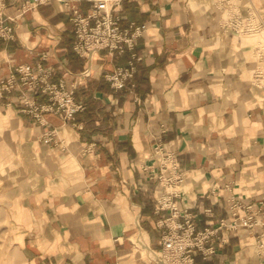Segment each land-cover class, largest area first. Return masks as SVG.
I'll return each mask as SVG.
<instances>
[{
  "label": "crops",
  "instance_id": "crops-1",
  "mask_svg": "<svg viewBox=\"0 0 264 264\" xmlns=\"http://www.w3.org/2000/svg\"><path fill=\"white\" fill-rule=\"evenodd\" d=\"M24 1L0 0L17 16L15 37L0 40V79L41 63L52 74L37 76L75 84L83 108L69 122L45 110L43 83L1 94L3 264H157L148 247L161 250L176 211L214 230L207 264H264V77L255 76L264 32L223 27L234 7L264 20V0H233L232 9L216 0H123L120 25L143 26L133 90L104 79L129 53L77 56L62 4L23 12ZM159 144L177 157L182 183L151 178L161 171ZM230 197L253 204L252 226H226ZM167 199L176 211L157 210Z\"/></svg>",
  "mask_w": 264,
  "mask_h": 264
},
{
  "label": "built area",
  "instance_id": "built-area-1",
  "mask_svg": "<svg viewBox=\"0 0 264 264\" xmlns=\"http://www.w3.org/2000/svg\"><path fill=\"white\" fill-rule=\"evenodd\" d=\"M52 1L62 4L64 14L72 23L73 41L71 47L77 56L85 57L91 61L96 53L103 50L113 56L121 55L124 51L130 52V59L126 63L119 64L112 72L106 73L105 79L115 89L133 90L135 86L134 74L137 70L136 60L140 59L136 49L143 26L134 25L132 28H124L120 25L117 7L121 6L123 0H25L22 3L21 11L24 12L41 3ZM216 1L222 8H231L228 4H231L230 2L233 0ZM16 18V15L6 12L5 7L0 2V40H9L15 37ZM223 27L236 34H257L264 32V20L253 8H249L248 14L243 15L240 9L234 7L232 14L223 23ZM257 55L263 62L255 73L256 78H259L264 77V42L257 47ZM87 71L89 70L86 68L83 73L87 74ZM36 72H43V76L49 77L52 74V69L41 63L36 66L31 64L18 65L7 77L0 79V96L4 90L21 89L22 91L26 84L34 89L43 83V92L50 94V102L45 104L43 108L55 112L65 122L75 121L76 114L83 108V104L75 98V84L68 86L64 79L58 83L50 82L43 76L38 77ZM24 100L29 107L34 106V100L27 98V96ZM163 147L162 144H159L156 147V152L163 154L165 151ZM154 177L160 182L164 180L168 185L183 182L184 176L179 170L177 157L173 152L165 151L161 158V171L158 175L154 173L151 176V178ZM165 201L160 200L158 202L160 206L157 207V210L171 207L175 211L177 210L173 205H169L171 199ZM252 206V203L241 201L237 197H230L228 213L231 220L226 223V226L231 228L252 226L256 221L252 214ZM180 216L183 220L179 219ZM171 217L177 218L174 222L176 228L172 232L169 230L163 234L162 248L158 252V259L155 258L157 259L156 263L194 264L193 254L196 251L207 255L206 244L211 239L214 230L196 228L193 216L187 211L182 212V215L176 211ZM169 229H172V226H169ZM178 229L184 231L179 233Z\"/></svg>",
  "mask_w": 264,
  "mask_h": 264
},
{
  "label": "trees",
  "instance_id": "trees-1",
  "mask_svg": "<svg viewBox=\"0 0 264 264\" xmlns=\"http://www.w3.org/2000/svg\"><path fill=\"white\" fill-rule=\"evenodd\" d=\"M72 41H73V39L70 40V44H69L70 47H71ZM71 48H72V47H71ZM72 51H73V50H72ZM124 53H129V58H128L127 60L123 61V63H126V62L130 59V57H131V54H130L129 51H124L121 55H116V56H122ZM74 54H75V53H74ZM136 61H137V60H136ZM136 65H137V64H136ZM136 72H137V70H136ZM136 72H135V74H134V81H135V86H134V88H135L136 85H137ZM104 79H105V76H104ZM105 81H106V83L111 87L110 83H109L106 79H105ZM113 89H115V88H113ZM76 93H78V92H76V90H75V98H77V96H78ZM89 100H91V101L89 102ZM85 102H86V103H94L95 100H93V99H92V96L89 95V97L86 99ZM204 258H205V257H204V254H203L202 252H200V251H196V252L193 254L194 264H207L208 261L205 260Z\"/></svg>",
  "mask_w": 264,
  "mask_h": 264
},
{
  "label": "rangeland",
  "instance_id": "rangeland-1",
  "mask_svg": "<svg viewBox=\"0 0 264 264\" xmlns=\"http://www.w3.org/2000/svg\"><path fill=\"white\" fill-rule=\"evenodd\" d=\"M256 43L257 42H259V40H263V37H262V35H256ZM2 147L3 146H0V149H1V151H2ZM4 149V148H3ZM168 216V215H167ZM166 216V217H167ZM195 220H197V219H195ZM170 222V225L172 226V229H168V231L170 230V232H172L173 230H174V228H176L175 227V223L171 220V221H169ZM195 225H196V228H198L199 230H204V228H202V226H201V224L200 223H198L197 221H195ZM2 226L0 227V232L2 231L3 232V230H2ZM206 228H210V226L209 227H206ZM212 229V228H211ZM176 230V229H175ZM167 231V232H168ZM178 231H179V233H182V231H184L183 229H178ZM139 242H140V244L142 245V246H145L144 244H143V242H141L140 240H139ZM209 242V241H208ZM146 247V246H145ZM149 249V248H148ZM151 249H149V252L152 254V257L154 256V257H156L157 258V256L158 255H156L155 253H153V252H155V251H152ZM3 258V254H0V264H3L4 263V258Z\"/></svg>",
  "mask_w": 264,
  "mask_h": 264
},
{
  "label": "bare ground",
  "instance_id": "bare-ground-1",
  "mask_svg": "<svg viewBox=\"0 0 264 264\" xmlns=\"http://www.w3.org/2000/svg\"><path fill=\"white\" fill-rule=\"evenodd\" d=\"M139 240L141 241V242H143V244L146 246V247H148V235H147V232L146 231H143L141 234H140V236H139ZM149 248V247H148ZM150 249V248H149ZM152 251H154V250H152ZM151 251V252H152ZM153 253H155L156 255H159L158 253H156V252H153ZM156 258V257H155ZM158 259V258H157Z\"/></svg>",
  "mask_w": 264,
  "mask_h": 264
}]
</instances>
